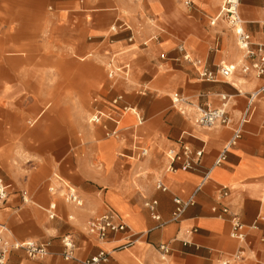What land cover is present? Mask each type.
I'll return each instance as SVG.
<instances>
[{
	"label": "crops",
	"instance_id": "crops-1",
	"mask_svg": "<svg viewBox=\"0 0 264 264\" xmlns=\"http://www.w3.org/2000/svg\"><path fill=\"white\" fill-rule=\"evenodd\" d=\"M263 2L241 0L239 8L244 27L262 43ZM222 3L192 0L187 7L183 0H0V177L9 184L0 223L9 228L11 240L50 242L45 258L13 250L6 264H83L100 249L109 252L102 264H153L161 242L172 247L169 264H220L241 246L245 257L233 264H264V97L254 102L242 136L215 164L248 106L246 92L264 80L239 69L228 79L217 73L216 80H204L201 66L184 60L178 50L184 44L213 70L239 62L242 52L233 30L222 20L210 23ZM144 15L154 16L164 29L147 47L142 42L154 29ZM123 21L134 29V44L127 40L129 32H112V25ZM162 53L167 57L161 58ZM90 56L130 64L131 78L112 80L105 68L110 84L102 86L107 95L92 85H77V60ZM89 64L84 76L92 78ZM62 76H69L71 84L62 85ZM174 92L188 97L185 114L173 106ZM118 93L123 94L119 106L134 111L124 112L118 136H107L105 125L115 124L107 119L90 123L88 110L107 109ZM221 93L232 95L231 122L209 128L197 124V108L219 106ZM53 102L55 117L39 122ZM35 114L33 120L26 119ZM182 144L203 149L201 163L193 170L167 171L169 155ZM142 149L148 150L144 156ZM208 171L195 204L180 220L157 227L145 202L157 199L156 211L170 220L175 197L189 198ZM54 175L77 189L81 206L49 192ZM159 179L167 191L156 187ZM223 187L228 195L220 199ZM53 201L57 217L50 219L46 209ZM223 205L246 224L259 225L247 230V243L231 238L228 214L218 217L213 210L220 212ZM108 210L132 232L142 233L135 244L115 249L131 232L111 233L105 242L89 234L88 222ZM64 235L77 244L70 260L63 257Z\"/></svg>",
	"mask_w": 264,
	"mask_h": 264
},
{
	"label": "built area",
	"instance_id": "built-area-1",
	"mask_svg": "<svg viewBox=\"0 0 264 264\" xmlns=\"http://www.w3.org/2000/svg\"><path fill=\"white\" fill-rule=\"evenodd\" d=\"M187 7L192 6V0H183ZM240 3L241 0H223L220 10L216 16L211 20V24H215L218 20L224 21L227 26L233 30L236 43L238 48L242 52V57L236 64H225L217 66L216 70L210 69L207 66L202 65V60L194 57L189 51L186 50L184 44L178 46V50L182 52V58L188 62H191L195 66H201L199 70L200 78L208 81L216 80V74H220L223 78L228 79L237 69H239L243 74H252L257 78L264 80V43L256 42L253 40L251 33L244 27V20L240 14ZM264 9V2H263ZM144 20L149 24L150 27L154 29V32L142 42L143 47H147L152 41H157L160 39L161 34L164 29L160 26L159 22L154 16L144 15ZM259 24L264 28V16L260 20ZM113 34H118L121 32H129L127 40L130 44H134L135 36L134 29L127 22L115 23L112 25ZM109 41L113 40L112 35L107 37ZM165 53L161 54V58H166ZM108 66V76L112 80L124 79L128 80L131 77V67L130 64L118 65L114 62V59H110L107 62ZM238 94H243L242 91L238 90ZM248 97V106L245 111L241 114L240 121L234 129L233 136L230 142L227 144L226 148L222 154L217 158L215 164H220L226 157V152L228 146L235 143L242 136V131L245 122L248 120L249 114L251 112L252 106L255 101L264 97V82L263 84L254 87L252 90L246 92ZM221 103L219 106L212 107L209 104L205 106H199L197 108V116L195 121L202 127H212L218 124L227 125L231 122L229 115V103L232 95L221 93L219 94ZM123 99V94L118 93L111 99V104L107 109L96 108L89 117V122L97 125L104 124V120H110L115 125L113 128H109L105 125L107 136H118L119 129L118 125L121 122V118L126 111H134L133 108L129 106H119L120 101ZM172 104L181 113L187 112V105L190 103L188 97L181 92H174L171 96ZM148 153L147 149H142L140 155H146ZM203 154V149L194 150L188 144H182L179 151L169 155L170 165L167 167V171H176L178 169L182 170H193L196 169L201 163V158ZM179 163V165H175ZM209 171L206 172L204 180L197 186L194 193L187 199H182L180 197H175V208L172 212L170 220H164L160 214L156 211L158 200L152 199L145 202V206L149 208L152 213L153 218L158 222L157 227H161L167 224L169 221H178L182 218L183 214L190 206L194 205L196 202V194L202 188L204 181L208 178ZM56 183L49 186V192L53 195H60L68 203H72L78 206L83 204V199L79 195L77 189L63 180L60 176L54 175ZM156 187L162 191H167L168 187L159 179L156 183ZM9 195V184L0 177V207L3 206ZM228 195L227 187H223L220 192L219 198L223 199ZM23 200L28 201L27 192H23ZM50 219L57 217V203L55 201L51 202L46 209ZM218 217H224L226 214L229 215V220L231 222V238L247 243V230L259 229V225L255 222L250 225L246 224L241 220L237 213L230 212L228 205H223L220 212L216 207L213 208ZM86 230L89 234L95 236L100 241H107L111 233L118 232H131L125 235V240L118 243L115 249L128 248L135 244L139 239V233L132 232L129 225L114 211L108 210L101 215L94 217L86 225ZM9 228L7 225L0 223V264H6L9 258V254L13 250H23L28 257L33 259H43L50 253V242L40 243L35 240H11L8 237ZM264 240V236L262 237ZM63 244V257L66 260L75 258L76 242L71 235H64L61 238ZM158 260L153 264H169V258L172 253V247L169 242H161L157 246ZM245 252L244 247L236 252L228 254L219 260L220 264H233L237 261L244 259ZM109 258V252L105 249H100L97 254L91 256L90 258L83 261V264H102L106 262Z\"/></svg>",
	"mask_w": 264,
	"mask_h": 264
},
{
	"label": "rangeland",
	"instance_id": "rangeland-1",
	"mask_svg": "<svg viewBox=\"0 0 264 264\" xmlns=\"http://www.w3.org/2000/svg\"><path fill=\"white\" fill-rule=\"evenodd\" d=\"M87 62H91V64H89L88 66H90V68H92L94 70V74L92 75V78L90 76L89 77L84 76V71H83L84 69L83 68H85ZM77 68H78L77 85L84 86V88L86 87L87 84L90 85V86L92 85L93 86V89L95 91H97L98 93H101L103 95H107V91L105 90V88H103V86L106 83H108V85L110 84V81L108 79V76L106 75V72H105V68H108L107 63L100 62L98 60H95L94 61V60H92V57L91 56L90 57H87L84 60H82L79 57L78 60H77ZM70 79L71 78L69 76H62V78H61V84L62 85H69V84H71V80ZM91 81H92V83H91ZM109 95L111 97L113 96L112 94H109ZM54 107H55V103L53 102L51 104L50 108H48V110L43 114L42 117H40L38 119V121L40 122L41 120H43L44 118H46V116L55 117L56 112L54 110ZM40 110H38V112ZM90 110L91 109L88 110L87 120L89 119V117L91 115L90 114ZM36 117H37V114H35V115H27L26 116V119L27 120H29V119L30 120H33ZM39 122H37V123H39Z\"/></svg>",
	"mask_w": 264,
	"mask_h": 264
}]
</instances>
